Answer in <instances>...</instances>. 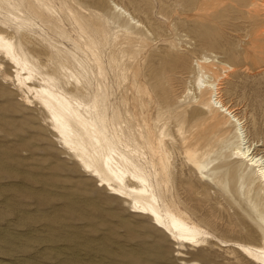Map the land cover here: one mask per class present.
I'll use <instances>...</instances> for the list:
<instances>
[{"label":"rangeland","instance_id":"rangeland-1","mask_svg":"<svg viewBox=\"0 0 264 264\" xmlns=\"http://www.w3.org/2000/svg\"><path fill=\"white\" fill-rule=\"evenodd\" d=\"M53 1L59 4V0ZM85 1L104 15L110 14L113 2L128 10L151 32L133 62L149 94L138 98L131 86V72L121 86L109 68L105 79L96 75L94 81L95 86L98 82L108 87L110 101L124 119L142 126L143 120L152 124L159 111L176 116L185 109L188 113L192 110V106L185 108L187 105L182 102L192 74L172 60L175 50L189 55L192 65L202 55L216 56V60L223 57L228 65L234 66V62L236 65L234 73L229 71L221 84L222 100L234 110L246 139L259 144L254 153L264 160V39L259 43L263 52L260 55L242 53L248 40L246 35L252 28L244 19L232 21L227 8L226 16L220 20L217 0H208L206 7L199 0ZM193 6L207 9L211 17L202 21L188 17V22L168 17L172 9ZM236 15L240 17L238 12ZM262 21L264 16L259 18L258 25ZM236 49L240 51L235 53ZM40 59L46 62V56ZM8 71L9 68L0 70V261L252 264L236 248L240 244L263 245L255 220L243 212L236 197L220 183L209 182L205 186L199 182L179 147L172 151V193L180 213L211 236L210 245L203 249L175 245L148 218L130 213L128 202L110 196L84 174L74 157L61 147L47 114L36 103L27 104L23 92L7 77ZM171 132L174 133L172 128ZM240 166L234 160L229 169Z\"/></svg>","mask_w":264,"mask_h":264},{"label":"bare ground","instance_id":"bare-ground-1","mask_svg":"<svg viewBox=\"0 0 264 264\" xmlns=\"http://www.w3.org/2000/svg\"><path fill=\"white\" fill-rule=\"evenodd\" d=\"M207 1L199 0L202 7ZM217 5L220 20L228 8L232 21L242 18L252 27L242 53H263L259 43L264 39V22L257 21L264 16V0H217ZM110 7V14L104 15L85 0H59L58 5L53 0H0V70L9 68L7 77L27 104L36 103L47 114L61 147L83 173L110 196L128 202L130 213L148 218L175 245L203 249L211 240L180 213L175 201L171 167L176 147L199 182L220 183L236 197L264 240V160L254 153L259 144L246 139L221 94V84L229 71L234 73L236 62L231 66L223 57L202 55L193 66L189 55L175 50L172 60L192 74L185 96L189 100H182L192 110L176 116L159 111L152 124L143 120L142 126L134 125L111 103L108 87L98 82L95 86L94 81L96 75L105 79L109 68L121 86L131 72L138 98L149 94L133 62L151 32L125 8L113 2ZM168 17L202 21L211 15L193 6L172 9ZM43 55L46 62L40 59ZM234 160L241 166L229 169ZM236 249L250 263L264 264V243L240 244Z\"/></svg>","mask_w":264,"mask_h":264}]
</instances>
